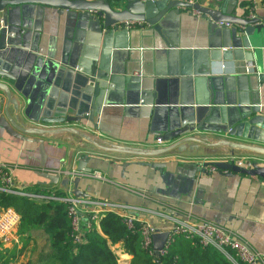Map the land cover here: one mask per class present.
<instances>
[{"label": "crops", "instance_id": "1", "mask_svg": "<svg viewBox=\"0 0 264 264\" xmlns=\"http://www.w3.org/2000/svg\"><path fill=\"white\" fill-rule=\"evenodd\" d=\"M206 1L194 0L202 5ZM236 1L237 12L245 8L246 13L253 10V15L264 17V9L259 7L258 0ZM111 7L116 11L121 9ZM16 18L19 27L7 42H16L17 46L5 50L1 63L7 65L6 71L18 80L31 101L36 100L32 89L46 83V76L56 68L61 57L84 67L90 58L101 55L108 60L113 77L110 90L98 105L100 114L95 128L84 121L68 125L83 137L69 133L41 137L40 153L37 142L14 137L0 127V162L10 170L17 191L35 197L46 194L27 190L28 187L59 191L64 185L62 179H66L63 172L75 170L82 161L87 172L77 176V189L84 198L94 202L92 208H98L99 203L130 206L134 209L133 217L149 223L155 233L168 232L172 218L212 222L248 243L261 255V264H264V179L236 172L208 173L197 169L199 163L223 160L230 156L231 150L225 146L205 147L201 144H197V149H188L196 144L187 142L181 152L174 150L159 156L141 157L102 151L84 139L96 138L101 145L154 149L159 147L154 144L155 138L178 125L180 119L191 123L190 120L200 117L208 109L219 117L222 112H227L225 106L230 107L228 112L232 114L238 108L242 112L252 110L264 116V82L257 80L259 72L264 74V36L258 35L257 42H249L250 47L232 53L231 60L212 63L210 68L211 73L217 74L219 65L234 64L238 68L248 66V72H228L225 74L230 75L224 77L203 76L198 74V68H191V62L195 61L198 52L206 53L209 49L207 23L189 9L171 13L160 23L166 43L157 33H139L131 28L126 35V29H114L113 25L105 34L100 25L102 19L89 10L57 12L53 7L26 4L21 5ZM139 26L149 28L144 22ZM128 45L133 47L130 51L126 50ZM243 53L250 55L247 60L243 59ZM139 56L145 59V75L139 84L126 82L125 72L135 68ZM211 78L215 80V92L219 96L212 100L205 89V82ZM5 81L9 87L14 84V81ZM140 86L144 89L143 103L139 96ZM23 103L22 99L21 106ZM8 111L11 113V106ZM213 121L218 123V119ZM185 136L206 137L210 143L253 144L228 137L223 132L198 129ZM259 145L264 147V142ZM203 149H216L217 152L205 153ZM233 155L264 165L261 154L236 149ZM148 163H163V166L156 169ZM43 171L58 174L57 182L51 183L41 177ZM92 172L99 173L102 178L93 177ZM65 186L72 190L71 181L67 180ZM83 232L84 227L81 235ZM17 233L20 244L13 248L0 245V258L14 251L9 263L40 264L49 253L43 229H21L18 224ZM111 249L117 264H129L130 255L120 243Z\"/></svg>", "mask_w": 264, "mask_h": 264}, {"label": "water", "instance_id": "2", "mask_svg": "<svg viewBox=\"0 0 264 264\" xmlns=\"http://www.w3.org/2000/svg\"><path fill=\"white\" fill-rule=\"evenodd\" d=\"M26 4L53 7L57 12L62 10L93 11L98 19H102L100 25L106 31L105 34L109 32L110 26L113 25L115 29L117 24L122 21L144 22L149 25V28L138 26L132 29L139 33L146 31L157 33L163 41L164 34L160 23L165 21L171 13L187 9L192 10L207 23V33L209 34V49H207L206 53L198 52L195 61L191 62V68H198V74L203 76L224 77L230 75L211 73L212 63L219 60H231L232 53L234 54L242 48L250 47L249 42L251 40L257 42L258 35L260 37L264 36V17L260 15L249 17L245 8L237 12L236 0H207L205 5L198 2L188 3L180 0H111L109 3H93L86 0H0V127L14 137L37 142L40 153L42 152L41 137L53 136L59 133H69L83 137L73 127L68 126L77 125L83 121L89 122L95 128L96 125L94 123L98 122L100 114L98 105L104 100L105 95L110 90V86L113 84V77L110 75L111 69L109 68L108 60L101 55H96V58L95 56L90 58L84 67H80L79 64L73 65L61 57L56 63L57 65L54 63L56 68L53 71H49H52V75L49 73L46 76L48 79L46 83L32 89L36 100L31 101L27 97L28 93H25L22 87L18 85V80L16 81L14 76L6 71L7 65L1 63L4 58L3 54L8 49L17 46L16 42L8 43L7 38L14 37L16 34V30L19 27L16 15L21 5ZM111 6H119L121 9L116 11ZM132 29H126V35H129ZM164 43L166 42L164 41ZM130 46L128 45L126 48L127 51L133 48ZM249 56L248 53H243L242 55L243 59L246 60ZM144 62L145 59L139 56L135 68L125 72L124 80L126 82L135 81L139 84L145 75L143 71ZM5 79L14 81V84L9 87ZM216 79L218 80L219 78ZM257 80L264 82V74L259 72ZM205 83V89L206 91L208 90V98L212 100L215 97H219L218 93L215 92V80L211 78ZM250 87L252 91L253 86L251 84ZM143 90L142 87L139 88V96L142 103L144 98ZM22 99L24 100L23 106H21ZM254 104L256 103L251 105ZM8 106H11V113L8 111ZM225 107L227 112H222V117L210 113L211 109H208L200 117L196 116L194 120H190L191 123L180 119L178 125L175 127L171 126L162 135L156 137L166 141L174 140L171 144L163 147L143 149L128 146L101 145L96 138L84 137V139L102 151L141 157L159 156L174 150L181 152L185 149L187 142L196 144L192 145L195 146L194 148L189 146L188 149H197V144H201L205 147L225 146L231 150L229 152L230 156L233 155V151L236 149L264 155V147L259 145V143L264 142V116L252 110L242 112L238 108H235L232 114V112H228L230 107ZM173 109L176 110L177 108ZM181 109L182 107L180 106L178 110L180 111ZM30 114L32 115L30 116ZM214 119H218V123L214 122ZM230 121L232 122L228 123ZM44 126L52 127L45 128ZM195 129L207 132H223L228 137L253 144L230 141L210 143L206 137L185 136ZM28 136H33V138L30 139ZM203 151L213 154L217 152L216 149H203ZM82 164L83 162L80 161L75 168L79 173L87 172ZM162 164L148 163L151 168L156 169L163 166ZM201 164L203 166H213L218 172H236L264 179V165L256 163H252L250 168L240 167L232 161L224 159L210 163L202 162ZM42 165L41 163V167ZM40 176L51 183H56L59 178L58 174L47 171L40 173ZM78 180L79 177L77 176L71 180L72 195L75 198L85 197L77 189ZM61 183L65 185L67 179H62ZM167 234V231H163L151 235L153 255L155 257L158 256V251L163 247Z\"/></svg>", "mask_w": 264, "mask_h": 264}, {"label": "trees", "instance_id": "3", "mask_svg": "<svg viewBox=\"0 0 264 264\" xmlns=\"http://www.w3.org/2000/svg\"><path fill=\"white\" fill-rule=\"evenodd\" d=\"M111 1V0H110ZM67 186L59 191L28 187L48 195L64 196ZM0 205L12 207L18 214L21 229L41 228L47 236L49 253L40 264H117V257L111 249L120 243L130 255L129 264H233L221 252L211 246L201 245L196 238L182 233H173L164 252L157 257L141 246V229L138 221L130 226L121 216L105 211L88 226L75 242L71 233L68 204L62 200L17 196L0 191ZM87 214L82 216V221ZM98 227V230H97ZM19 234V233H18ZM14 251L0 258V264H9Z\"/></svg>", "mask_w": 264, "mask_h": 264}, {"label": "built area", "instance_id": "4", "mask_svg": "<svg viewBox=\"0 0 264 264\" xmlns=\"http://www.w3.org/2000/svg\"><path fill=\"white\" fill-rule=\"evenodd\" d=\"M154 1V0H151ZM188 3L194 2V0H186ZM259 7L264 9V0H258ZM196 13V12H195ZM249 17L254 16L253 10L247 12ZM142 22L139 21H122L117 24V27H122L124 29L133 28L139 26ZM241 70V71H240ZM248 72L249 67L238 68L234 64L218 66L217 74L225 73H235V72ZM174 140H161L155 138L154 144L159 147L167 146L171 144ZM226 161H232L235 165L244 168H250L254 159H248L240 156H227L223 158ZM197 169L200 171H207L208 173H214L217 170L213 166H203L201 163L197 164ZM80 173L74 169L63 172V175L68 181L72 178L78 176ZM91 175L95 178H102L99 173L92 172ZM0 191L13 194L17 196H29L24 192H19L13 187L12 177L10 170L7 165L0 162ZM35 197V196H30ZM39 198H48L55 200H62L68 204L67 213L70 218V224L72 229V237L75 242L79 241V236H81L82 222H84L85 227L88 226V221H95L97 216L105 211L113 212L121 216L124 223L128 226L132 224L133 221H138L140 223L141 229V246L143 249L151 252V235L156 232L153 226L144 221H139L131 214L134 209L130 206L124 204L115 203H99L98 208H92L90 201L84 197L75 198L72 195L71 188L66 187L64 196L48 195V196H37ZM87 214V219L82 221V216ZM18 214L13 210L12 207H4L0 205V245L5 247H16L20 244V237L17 233L18 225ZM172 225L168 229V234L163 244V247L158 251V254H162L166 245L171 240V235L173 233H182L189 237H194L203 246H211L214 249L221 252L227 259H229L233 264H261V255L257 253L248 243L243 241L237 235L229 231L227 228L207 221H195L191 219H173L171 221ZM84 227V228H85ZM9 264H14L13 262Z\"/></svg>", "mask_w": 264, "mask_h": 264}]
</instances>
